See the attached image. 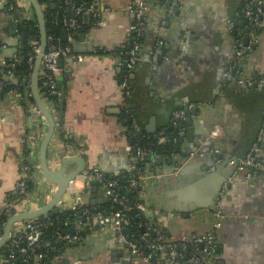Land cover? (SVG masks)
I'll return each mask as SVG.
<instances>
[{"label": "crops", "instance_id": "0c3cea01", "mask_svg": "<svg viewBox=\"0 0 264 264\" xmlns=\"http://www.w3.org/2000/svg\"><path fill=\"white\" fill-rule=\"evenodd\" d=\"M16 1L14 8L8 0H0V209L12 198L15 210L21 212L44 206L56 184L39 172L34 186L39 146L48 123L29 90L31 71L21 30L23 22H37V18L29 0ZM136 1L93 0L89 4L83 0L81 4L92 6L99 17L85 10L76 33L68 30L66 41L59 33L60 42L69 44L72 54L61 57L57 65V106L49 102L55 131L48 161L56 167L66 156H82L85 169L91 172L139 176L132 204L142 202L145 223L158 226L174 240H186L185 246L179 248L181 258L174 262L142 256L135 262L117 234L95 221L98 214L112 211L103 188L79 174L69 183L58 210L71 208L80 196L81 207L94 213L89 220H76L61 234L72 240L51 264H191L188 253L194 249V238L211 230L218 246L217 264H264V141L258 175L246 178L222 163L231 155L243 156L260 125L264 93L249 81L264 78V30L251 28L239 15L246 0H176L171 14L166 12L168 0H144L148 9L140 30V49L130 65L127 51L135 39L130 29L135 15L128 6ZM50 7L59 8V3L51 2ZM241 20L243 25H235ZM239 39L254 40V44L239 66L242 82L228 84L226 74ZM126 75L130 82L124 79ZM124 80L128 94L121 88ZM4 87L8 88L3 92ZM174 106L183 107L186 118L170 141L164 142L159 134L170 123ZM128 115L129 122L125 120ZM216 128L220 133L212 136ZM153 137L165 146L149 159L126 148ZM175 147L188 152L181 177V169L170 172L172 164L167 162L175 159ZM158 157L161 163L155 161ZM28 165L34 168L30 174ZM75 167L71 164L67 170ZM223 177L225 191H219L213 201L217 181ZM22 178L26 180L23 197L17 194ZM217 210L222 217L216 216ZM45 217L51 216L38 218ZM140 233L128 230L127 235L136 240Z\"/></svg>", "mask_w": 264, "mask_h": 264}, {"label": "built area", "instance_id": "2783aa9c", "mask_svg": "<svg viewBox=\"0 0 264 264\" xmlns=\"http://www.w3.org/2000/svg\"><path fill=\"white\" fill-rule=\"evenodd\" d=\"M66 5L69 15H62L61 20L63 27L69 30L71 33H76L80 27V15L83 11L93 12L96 18L99 17V13L92 8V6L85 7L83 4L75 3L74 0H62ZM176 6V0H168L166 5V12L171 14ZM128 9L135 15L134 22L131 24L130 29L134 33L135 39L132 46L127 51L128 63L133 65L137 60V54L140 49L139 35L141 27L145 23V15L147 12V3L144 0H138L132 2ZM239 15L253 26V28H261L264 30V0H247L239 11ZM163 21V20H162ZM232 22H229L231 26ZM254 44V40L244 42V40H237L235 47V58L233 63L230 65L226 78L228 81L232 80L233 74H237V79L235 82L241 83V72L239 66L242 60L247 56L249 50ZM28 45L30 50L27 53V64L29 70L31 71L39 52L40 41L39 38L33 36L28 39ZM72 54L71 46L69 44H62L56 42V39L52 35H48V46L46 51L42 55V60L39 70V88L41 95L51 110L52 106L49 102L54 101L52 99L58 96V87L56 81V72L58 61L61 57ZM159 54V50H155V55ZM82 59V55L76 56ZM233 82V81H232ZM250 86L255 90H264V78H251L249 81ZM121 88L124 93H129V86L127 82L121 84ZM52 111V110H51ZM186 118V112L184 109H174L171 113L170 124L173 127L179 126L183 120ZM220 133V129L216 128L212 131V136H216ZM159 137L164 142H169L171 137L165 133L163 130ZM264 141V107L262 110V121L259 126L256 136L252 141L249 149L243 156L231 155L228 157V164L235 166L236 172L244 174L246 178H252L258 175L262 167V145ZM128 151H134L138 157H145L151 154H157L152 148L142 147V146H127ZM37 173L40 172V168L35 167ZM80 175L85 180L93 179L97 181L98 185L103 188L104 193L107 195L109 200L112 202V208L114 206H119L117 209H112L111 212L105 215L98 214L95 221L101 228H110L117 234L120 243L125 244L129 247L131 253L135 258V262L139 257H143L145 260L150 258H163L170 262H174L177 258H181V252L179 253V248L185 246L186 240H174L170 238L164 230L156 225L143 223L141 226V233L136 240L131 239L123 229L129 224V217L126 214V210L130 207L128 202L130 199L120 192V184L116 178H108L102 172H91L84 169ZM127 184L126 189L128 191H135L139 189V176H129L126 178ZM71 182V181H70ZM226 188V183L222 184L220 189V194H223ZM26 180L21 179L17 184V194L23 197L26 194ZM62 202V201H61ZM81 198L77 196L72 203L70 209L77 210L81 207ZM61 205V203L59 204ZM5 213L8 217L14 214L17 208L16 204L11 200H7L3 206ZM135 208L138 212L144 210V204L139 200L135 202ZM62 209V207H60ZM85 214L88 213L84 210ZM217 217H222V212L217 210L215 212ZM89 220L88 215L86 216ZM50 219L45 218H35L30 220H24L21 222H16L13 225L12 232L9 236L7 242L9 246L4 253H0V260L2 264H13L17 257H20L22 262L27 264H46L44 262V254L38 250L41 247L39 242L38 234H42L43 228L50 224ZM90 222V223H89ZM92 221H88V226H90ZM66 224V223H65ZM91 227V226H90ZM76 238V236H74ZM73 237V238H74ZM59 238L70 242L72 237L70 235H60ZM194 249L188 253L189 260L191 264H217V254L218 246L215 238V231L211 230L202 236L194 238ZM144 247L146 249L145 254H141V249Z\"/></svg>", "mask_w": 264, "mask_h": 264}, {"label": "water", "instance_id": "95a60500", "mask_svg": "<svg viewBox=\"0 0 264 264\" xmlns=\"http://www.w3.org/2000/svg\"><path fill=\"white\" fill-rule=\"evenodd\" d=\"M33 6L37 22H38V28H39V41H40V47L39 52L36 56L33 68L31 70V82H30V92L31 95L35 101V105L38 108V110L41 112V114L45 117L48 123L47 131L45 135L43 136L40 146H39V155H38V161H39V168L40 173L43 175V177L52 183L56 184V189L52 195V198L50 201H48L44 206L40 208H36L33 210L28 211H21V212H15L14 214L10 215L8 219L6 220L2 234L0 236V250L6 245L9 236L12 232V228L14 223L21 222L24 220H30L35 219L41 216H44L46 214H49L52 216L53 214L57 213L58 205L62 201V197L64 193L66 192V189L70 183V181H73L76 176H78L86 167L85 159L82 156H66L59 166L52 167L49 165L48 161V147L49 143L53 137L54 131H55V117L54 114L49 109L48 105L45 103L41 91L39 88V70H40V64L42 60V55L46 51L48 46V31L46 27V18L45 13L41 7V4L39 0H29ZM243 25L244 21H237L235 22V25L237 24ZM67 29L61 30L60 34L62 36V40L66 41L67 39ZM236 33L235 31L233 32ZM63 87H61V90ZM62 93L64 91L62 90ZM63 100L64 97L60 99V112H59V119L61 120L62 117V109H63ZM178 130V127L174 128V131L176 132ZM173 152L176 153L175 159H168L167 162L169 164H172V170L170 172H173L175 169L180 168V172L178 173V177L182 176V172L184 171V167L182 165L186 162V159L188 157V152H184V150H180L179 147H175L173 149ZM149 159L150 157H146ZM31 161V160H30ZM155 161L158 163H161L163 160L161 157L155 158ZM223 164L228 163V157L224 159L222 162ZM75 164L76 167L71 170H67V168L71 165ZM235 168V166H233ZM233 170V169H232ZM227 177L226 175H224ZM35 181L34 186H37L38 183V173L35 171L34 173ZM224 182V177L219 179L217 181L218 188L214 193L213 201H215L218 198L219 191L221 189V186ZM216 186V187H217ZM28 195V194H27ZM123 231L128 234V230L125 227Z\"/></svg>", "mask_w": 264, "mask_h": 264}, {"label": "trees", "instance_id": "16d2710c", "mask_svg": "<svg viewBox=\"0 0 264 264\" xmlns=\"http://www.w3.org/2000/svg\"><path fill=\"white\" fill-rule=\"evenodd\" d=\"M86 1L87 3L91 4L93 0H86ZM39 2L40 4L43 5V8H44L48 35H52V37L56 39V42L61 43L59 40V33L61 29L63 28L61 17L62 15H65V16L69 15L66 5L62 2V0H39ZM51 2L52 3L58 2L59 8L55 7L54 9H52L50 7ZM82 2L83 0H74V4L75 3L81 4ZM165 4L167 5L168 2L166 1ZM8 5H11L12 7L16 8L17 1L8 0ZM249 26L253 28V26L251 25ZM21 30H22L23 38L25 40V53L27 56V53L30 50V47L28 45V39L33 36L39 38L38 23L36 21L34 22V21L27 20L23 22ZM1 78H2V75L0 74V79ZM124 79L130 82V78L128 76L125 77ZM236 79H237V74L234 73L232 80L228 81V84L231 81H235ZM7 88L8 87H4L3 92L6 91ZM261 92L264 93V90H261ZM52 100L57 106V97ZM179 108L183 109V107L174 106L173 110L179 109ZM125 120L129 122V115L126 117ZM261 121H262V118H261ZM261 121H260V125H261ZM164 131L166 134L172 137L174 134L173 133L174 127L171 126L170 123H168ZM158 139L159 138L157 137H153L151 139L144 138L140 140L139 144L142 147L152 148L156 152H162L165 145L163 146L162 144H159ZM33 170L34 168L31 165H28L27 173L30 174V172H33ZM107 177L118 179L119 184H120L121 194L125 195L126 197H128V199H130L128 202V205L130 208L125 211L127 216L129 217V224L126 226L127 230H129L130 232L139 231L141 229V226L139 225L145 223V218L143 217V213L141 212L139 213L138 210L135 208V204H132L131 202V200L134 199L135 191L132 192L126 189V184H127L126 178L127 177H120V176L118 177L107 176ZM95 182L98 185L97 181ZM27 185H28V188H31V182L27 181ZM10 200L12 201V198H10ZM109 202L112 203L111 200ZM117 208H119V206H114V208L112 209H117ZM93 213H94V210L89 209L88 213L85 214L83 207H80L77 210L70 209V208L60 210L57 213H55V215L48 217L51 222L50 224H48V226L43 228L42 235L40 236L41 247L38 248V250L44 254L43 260L46 264H51L52 260L58 254V252L65 251L66 247L70 244L66 242L65 240L60 239L59 234L61 235L65 230L69 231V227L76 220H80V221L87 220L88 218L86 216L88 215V217H91ZM7 219H8V215L5 213L4 208H1L0 209V236L2 234L3 227ZM65 223L67 224L65 225ZM8 246H9V242H7L6 245L0 250V253H4L7 250ZM141 253L142 254L146 253V249L144 247H142ZM152 259L155 260V258H152ZM14 263L15 264H27V263L22 262L20 257H17Z\"/></svg>", "mask_w": 264, "mask_h": 264}]
</instances>
